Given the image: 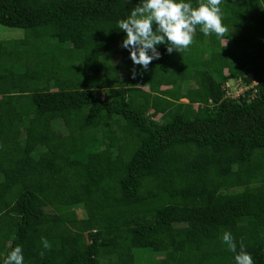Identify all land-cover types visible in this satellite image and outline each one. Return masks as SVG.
I'll use <instances>...</instances> for the list:
<instances>
[{
	"label": "trees",
	"instance_id": "16d2710c",
	"mask_svg": "<svg viewBox=\"0 0 264 264\" xmlns=\"http://www.w3.org/2000/svg\"><path fill=\"white\" fill-rule=\"evenodd\" d=\"M138 3L0 0L23 33L0 39V264H235L226 230L264 264V0H222L228 42L198 25L147 71L117 24Z\"/></svg>",
	"mask_w": 264,
	"mask_h": 264
},
{
	"label": "clouds",
	"instance_id": "9594fccd",
	"mask_svg": "<svg viewBox=\"0 0 264 264\" xmlns=\"http://www.w3.org/2000/svg\"><path fill=\"white\" fill-rule=\"evenodd\" d=\"M221 4L222 0H198L197 6L185 0H140L126 19L117 22L119 30L126 33L120 46L129 51L134 65L147 71L153 60L161 58L158 45H166L168 54L173 51L182 53L192 44L198 25L205 35L214 33L218 38L225 39L227 28L222 23ZM131 75L135 79V68ZM235 81L238 82L237 79ZM222 242L234 254L235 264H254L252 256L245 250L243 240L237 251V244L230 231L223 232ZM41 243L45 249L52 247L46 238H42ZM3 264H24L22 248L16 246L11 250Z\"/></svg>",
	"mask_w": 264,
	"mask_h": 264
},
{
	"label": "rangeland",
	"instance_id": "374dc122",
	"mask_svg": "<svg viewBox=\"0 0 264 264\" xmlns=\"http://www.w3.org/2000/svg\"><path fill=\"white\" fill-rule=\"evenodd\" d=\"M199 34V35H198ZM197 34V37H202V35H200L201 33H198ZM226 36V35H225ZM2 38H15V39H23V33H22V30L21 29H18V28H10V27H6V26H3V25H0V39ZM226 39V38H225ZM224 40V42H228V40L226 39V41ZM121 61V58L119 55H115L114 57V62L115 63H119ZM122 77L125 78L126 75H127V71H122L121 73ZM236 79H228L229 83L231 86L234 87L233 90H231V95H235L236 93L240 92L241 91V87L239 89L238 86V82L235 81ZM187 84V87L189 86V84L187 83V81L185 82ZM228 83V84H229ZM192 85V84H191ZM235 89L237 91H235ZM180 101L182 102H188V99L186 98H183L181 99ZM187 117H189L188 114H186ZM157 120H162L161 119V116H157L156 117ZM58 129L59 131H62V132H67V129L66 127L63 125V123L61 121H58V122H55L54 125L50 126V130H55V129ZM48 147H51L48 143L46 144ZM76 210V213H77V216L78 217H84L85 216V211L81 208V207H78L75 209ZM50 211L49 210H46V213H45V217H49L50 216ZM154 256H158V254H154Z\"/></svg>",
	"mask_w": 264,
	"mask_h": 264
},
{
	"label": "built area",
	"instance_id": "2783aa9c",
	"mask_svg": "<svg viewBox=\"0 0 264 264\" xmlns=\"http://www.w3.org/2000/svg\"><path fill=\"white\" fill-rule=\"evenodd\" d=\"M252 84L251 85H249L247 82H245V81H242L241 79H239L238 80V86L237 87H239V89H240V87H241V91L240 92H238V93H236L234 96L233 95H231V90H233V87L230 85V83L228 84V82L225 84V89H226V92H227V96H232V97H240L241 95H244V93L247 91V90H249V89H251L252 87H254L255 85H257L258 84V80L255 78V79H253L252 81Z\"/></svg>",
	"mask_w": 264,
	"mask_h": 264
}]
</instances>
